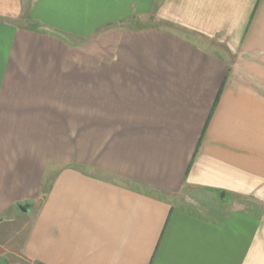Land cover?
<instances>
[{
  "label": "crops",
  "instance_id": "obj_1",
  "mask_svg": "<svg viewBox=\"0 0 264 264\" xmlns=\"http://www.w3.org/2000/svg\"><path fill=\"white\" fill-rule=\"evenodd\" d=\"M0 264H264V0H0Z\"/></svg>",
  "mask_w": 264,
  "mask_h": 264
},
{
  "label": "rangeland",
  "instance_id": "obj_2",
  "mask_svg": "<svg viewBox=\"0 0 264 264\" xmlns=\"http://www.w3.org/2000/svg\"><path fill=\"white\" fill-rule=\"evenodd\" d=\"M145 24H147V22H144ZM149 23V22H148ZM150 24V23H149Z\"/></svg>",
  "mask_w": 264,
  "mask_h": 264
}]
</instances>
